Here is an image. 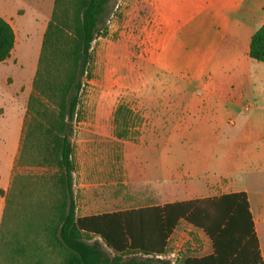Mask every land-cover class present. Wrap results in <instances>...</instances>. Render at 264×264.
Instances as JSON below:
<instances>
[{"label":"rangeland","instance_id":"rangeland-1","mask_svg":"<svg viewBox=\"0 0 264 264\" xmlns=\"http://www.w3.org/2000/svg\"><path fill=\"white\" fill-rule=\"evenodd\" d=\"M212 1L110 2L101 31L91 44L69 137L77 217L136 209L165 200L179 202L182 198L178 195H187L192 180L206 183L222 170L225 174L220 179L225 187L215 196L236 190V183L243 184L240 189L247 191V199L248 194L251 197L252 208L258 203L264 212V152L223 147L230 130L239 128L243 134L264 131V112H242L245 101L239 98L264 96V70L251 73V65L264 69V64L248 57L246 45L264 24V0ZM210 3L233 15L234 48L226 42L211 60L209 72L199 80L161 72L156 59L166 37ZM44 33L38 57L37 48L33 52L31 49L37 38L32 37L28 42L32 46L22 52L21 65L10 59L0 67V114H5L0 136L8 144L15 139L17 124L21 126L27 112ZM232 95L236 98L233 104ZM160 115H166L167 132L160 130L158 135L155 125ZM232 134L229 139L236 144L254 139ZM159 144L161 147L151 155ZM15 154L10 184L0 195L4 199L0 264H60L61 257L47 231L57 196L54 170L39 166L20 146ZM150 160L160 179L167 180L166 188L150 183ZM4 168L3 162L0 170ZM252 218L258 222L255 216ZM260 222L264 223V216ZM169 245L180 249L179 264L186 258L211 253L207 238L183 221L176 226ZM104 250L111 255L110 250Z\"/></svg>","mask_w":264,"mask_h":264},{"label":"trees","instance_id":"trees-1","mask_svg":"<svg viewBox=\"0 0 264 264\" xmlns=\"http://www.w3.org/2000/svg\"><path fill=\"white\" fill-rule=\"evenodd\" d=\"M111 1L54 0L22 122L20 149L30 152L39 166L54 170L57 196L47 231L60 264H159L155 256L165 252L180 221L200 231L211 245L209 255L181 264H263L244 192L76 216L69 137L91 44ZM14 42L11 26L0 18V63L9 58ZM247 55L264 64V24L251 35Z\"/></svg>","mask_w":264,"mask_h":264},{"label":"crops","instance_id":"crops-1","mask_svg":"<svg viewBox=\"0 0 264 264\" xmlns=\"http://www.w3.org/2000/svg\"><path fill=\"white\" fill-rule=\"evenodd\" d=\"M211 1L212 0H209V2ZM53 10L54 0H0V18H2L11 26L15 37L14 47L10 53V56L3 63H0V67L9 64L8 62L10 59H16L18 65H21V61H23L21 58L23 54L22 52L25 50L24 48H29L32 46L30 43L28 44V42L32 40V37L37 38V43H33L31 49L33 52V49L35 50L37 48L36 55L38 57L41 37L52 17ZM233 25L234 18L232 14L220 10L213 3H210V5H204L201 10L192 14L185 21L181 22L180 25L166 37L156 59L157 68L161 72L167 73L168 75L174 77L188 75L192 79H201L206 73L209 72L211 60L216 56V54H218L219 51L222 50L226 42L229 43L231 48H234L236 43V35L233 31ZM249 40L246 41L247 47ZM33 61H35V55L34 60L32 59L30 64L28 63L30 65V68L28 69L29 71L33 69ZM251 70V73L253 74L254 71L259 72L264 69L261 67V65H251ZM241 76L245 77L247 75L241 73ZM225 97L229 96L225 95ZM230 98L232 99H230L232 104L233 102H236V98L233 95L230 96ZM239 98L245 101L244 106L241 108L242 112H249L250 110L264 112L263 95H240ZM4 117L5 114H0V128L2 125V119ZM14 118L16 122L15 115ZM157 119L159 123L155 126H157L156 129H159L158 135H161L159 134L160 130H167V118L166 115H160ZM20 123L21 126L16 122L17 133L15 134V139L11 140L9 144L6 143L0 136V167L3 162L5 164V168L2 171L0 170L1 192H6L10 184V171L12 169V164L16 155L15 153L19 148L21 138L22 121ZM233 130L237 131H234L233 133ZM233 130H230L226 134V139L223 145L225 149L230 150L231 148H236L238 151L264 152V131H249L248 134H243L239 128ZM166 132H163L162 135L165 136ZM232 133H238L239 136H252L254 139H251L245 144H236L233 139H229ZM159 147H161V144H159L156 149H153V154L151 155L154 156L155 152H157L156 150L159 149ZM7 155L9 156L7 157ZM151 163L152 160L148 162L152 176L150 183L158 185L160 188H166L167 180L160 179L161 177L159 176L156 168H152L150 166ZM224 174L225 172L223 170L217 174H213L210 180H206V183H204L202 179H198L197 181L192 180L189 189L187 188V195L178 196H181L182 201L194 200L198 198L202 199L218 197L215 196V194L218 193V190L222 189L223 186L225 187V184L222 186L223 181L220 179V177ZM234 186H236L237 189L229 193L244 192L247 194V191L244 188L240 189L242 188L241 186L244 187L245 185L236 183ZM163 193L166 195V192ZM262 197L264 200V195H262ZM250 199L251 197H249L248 194L250 212L258 221L257 223H254V230L258 239L262 263L264 264V240L261 239L264 238V223L260 222L261 217L264 216V212L261 211V207L258 205V203L252 208ZM167 203L172 202H166L165 200L161 204H149L147 206H162ZM3 209L4 199L0 196V219ZM170 240L171 236L168 239L166 248L169 247Z\"/></svg>","mask_w":264,"mask_h":264},{"label":"built area","instance_id":"built-area-1","mask_svg":"<svg viewBox=\"0 0 264 264\" xmlns=\"http://www.w3.org/2000/svg\"><path fill=\"white\" fill-rule=\"evenodd\" d=\"M155 259L159 261V264H179L181 261L180 249L177 246H170L163 254L155 256Z\"/></svg>","mask_w":264,"mask_h":264}]
</instances>
